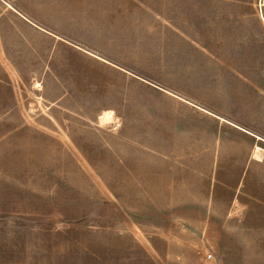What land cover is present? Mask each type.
<instances>
[{
    "label": "rangeland",
    "instance_id": "rangeland-1",
    "mask_svg": "<svg viewBox=\"0 0 264 264\" xmlns=\"http://www.w3.org/2000/svg\"><path fill=\"white\" fill-rule=\"evenodd\" d=\"M0 264H264V0H0Z\"/></svg>",
    "mask_w": 264,
    "mask_h": 264
},
{
    "label": "bare ground",
    "instance_id": "bare-ground-1",
    "mask_svg": "<svg viewBox=\"0 0 264 264\" xmlns=\"http://www.w3.org/2000/svg\"><path fill=\"white\" fill-rule=\"evenodd\" d=\"M111 118V115L109 114V113H105L104 115H103V119L104 120H109Z\"/></svg>",
    "mask_w": 264,
    "mask_h": 264
}]
</instances>
